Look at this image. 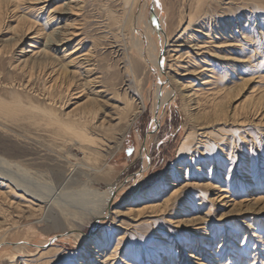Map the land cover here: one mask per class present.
<instances>
[{
	"label": "rangeland",
	"instance_id": "obj_1",
	"mask_svg": "<svg viewBox=\"0 0 264 264\" xmlns=\"http://www.w3.org/2000/svg\"><path fill=\"white\" fill-rule=\"evenodd\" d=\"M0 1V157L22 183L54 200L44 218L28 216L29 202L0 184V241L32 242L53 236L64 217L86 219L96 190L136 178L150 138L155 76L134 46L136 0H47L35 9H26L27 0ZM156 9L153 36L178 98L150 144L134 194L104 226L91 233L88 224L78 237L97 240L91 264H264V0H159ZM63 31L71 39L53 43ZM199 41L204 47L197 49ZM69 56L78 58L65 65ZM88 108L94 116L87 132L98 149L116 146L103 166L47 125L51 117L66 124ZM126 114L134 119L118 144ZM172 172L178 185L158 188L152 198ZM82 247L0 251V264H80Z\"/></svg>",
	"mask_w": 264,
	"mask_h": 264
},
{
	"label": "bare ground",
	"instance_id": "obj_2",
	"mask_svg": "<svg viewBox=\"0 0 264 264\" xmlns=\"http://www.w3.org/2000/svg\"><path fill=\"white\" fill-rule=\"evenodd\" d=\"M44 1H47V0H27V3H29V5L26 7V9H32V8L35 9L36 6L38 7V5ZM150 1L151 0H136V10H135V13L133 16V20L131 21V29L133 32L134 46H135V49L137 50V53L139 54L138 56L148 65V67L151 69V71L154 73V76H155L154 77L155 78V80H154V95H153L154 96V103H153V110H152L150 138H149V142H148L147 146H146V143H147L148 138L146 139L145 144H144V149L140 153L142 166H141L139 172L136 174V178L134 180H132L131 182H128L127 180H119L116 183H114L113 185H111V187L106 189V190H96V192H95L97 195L96 200L94 201V205L92 206L91 211L88 210L89 215L87 216L86 219L80 218L79 220L76 219L77 220L76 221L74 219H69L67 217H64L63 222L61 223V227H59L57 229V232L53 236L45 237V238L38 239V240H35L32 242L22 241V240L19 242L18 241L17 242H11L8 240H2V241H0V251H4V253L8 252L9 255L10 254H13V255L16 254L17 255V253L26 254L28 252V250H30L32 248L40 251V250L44 249L46 246L50 245L51 243L60 242V243L68 244L70 246H75V247H82L84 245L82 247V250H81V259L83 261L80 264H91L90 257L88 256V254L91 252V250H94L95 254H99L97 247H94L95 244H98L95 237H91L90 239L85 240V243H84L82 238L78 237V234H80L83 227L87 226L88 224L91 226V233L98 230L102 225L104 226V223L108 220L112 209L119 203V201L128 199L129 195L134 194V191H135L134 189H136L140 185L141 180H142V176L147 171L148 150H149L150 144H151L153 138L155 137L156 133L158 132L159 128L162 126L166 113L175 104L176 99L178 98V95H177L178 93H176L175 88L173 87L170 79L168 78V75H167V72L165 69L164 60L161 58V55H162L161 52H162L163 48H161V46H159V43L154 39V36H153L154 35L153 31H154V29H156L154 26L155 25L154 23L156 20V13H157V9H158V8L156 9V4L158 3L159 0H152L153 1V3H152L153 8H152V10L150 9L151 11H149L147 9V7L150 5ZM19 4H20V2H19ZM44 7H45V5H43L42 7H39V9L42 10ZM57 7L55 8V11L58 10ZM5 8H6V6H5ZM72 8H73V6H70L69 10L71 11ZM147 10L150 13H148ZM52 18H54V15L49 14L48 20H51ZM24 19H25V17H24ZM73 25L74 24H72V26ZM158 26H159V24H158ZM158 26H156V27H158ZM30 28L27 29V34L33 33V32H31ZM159 29H160V27H159ZM62 35L63 36L61 38L56 39V41L54 39L53 43H57L58 41H64L66 39L67 40L71 39L68 36V34L66 36V31H63ZM199 42L200 43L195 44L196 45L195 48H197V49L204 47V44L202 43L203 41L202 42L199 41ZM75 51L76 50L74 48L71 51H69L68 54L70 55L72 53H75ZM31 52L33 53V56L34 55L40 56L42 53V51L40 49H33V50H31ZM77 58H78V56H75V57L72 56V58H71V56H69L68 57L69 60L66 61L65 65H69V64L74 63ZM232 67H233V65H232ZM87 70L90 71V69H87ZM29 71H27V72H29ZM28 74H29L28 76H30V72ZM31 75H33V74H31ZM57 76L55 77V79L57 78ZM67 78H65V79H67ZM59 80H61V79H59ZM56 81H57V79H56ZM68 81H69V79H68ZM70 82H67L68 84L66 85V91L67 92H69V90H71L70 86L72 83H70ZM88 82H94L95 83V81H92V79H88L87 83ZM94 83H92V84H94ZM62 85H63V82H61V86ZM94 90H95V88H93V91ZM81 91H82V89H81ZM49 93H51V92H49ZM69 94H71V93L69 92ZM193 95H196V92H194ZM184 97L189 99L188 102L192 101V98H191L192 95L186 94ZM127 106H128L127 103H125V105L123 107L124 111H126ZM1 110L2 111L5 110V102L2 98H0V113H1ZM85 111H83V113L81 112L82 114L80 113L81 114V115L79 114L80 116L75 117L74 119L72 118L73 120L69 119L70 122L67 121L68 123H66V124H64L65 122L63 123V121H61L59 119H55V118L51 117V119H49V122L47 123V125L48 124L56 125V130H55L56 132H54V133L57 134V136L59 138H61L64 143H66V144L70 143L69 144L70 149L75 148V149L82 150L88 156L94 157L95 161L97 163L98 162L100 163V161H101L103 163L102 164V166H103L105 164V160H106L105 158L108 157V155L111 153L110 150L112 149V151H113V149L116 148V146H111L110 144H107V148L103 149L105 151L104 154L102 153V150L98 149L100 142L97 141V139L95 138V136H93V134H90V132L89 133L87 132L88 128L86 126V125L90 126V124H87V123H89L88 117L91 116L93 118V116H94L93 111H90V108H88L87 113ZM85 113L87 115H85ZM137 113L138 112L136 111L133 113V115L135 116ZM49 114H52V113H49ZM133 115H131L129 118H128V114L124 115L125 117L123 119H125V120L127 119L126 120L128 122L127 125L128 124L130 125L132 123V121L134 119ZM53 117H55V116H53ZM124 123H125V121H124ZM53 125H52V127H53ZM129 125L127 127H126V125L123 127V129L119 133V136L116 138V140H117L116 143L119 142L118 144H120L121 141L124 139L126 132H127L126 130H127V128H129ZM76 140H77V142H76L77 144L73 143ZM117 147H120V145H118ZM182 147L183 148L186 147V142H184ZM67 158H68V156H67ZM88 159H90V158H88ZM7 163H8V161L6 159L0 157V184L1 185H3V183H6V185L8 184L7 187H11V190H14L16 193H19L17 196H19V197H21V199L29 202L28 209L25 211V213L28 216L34 217L37 215V216H39V218H42L44 216L46 207H48L46 213L49 212L48 210L53 209V206H52L53 202L52 201H54V200H52V198H50L49 196L44 195V193L37 192V190L26 185V183H22L21 180H19L18 178L15 177L16 175L14 176L10 172L11 170L9 169V166ZM11 164H9V165H11ZM101 170H102L101 167L100 168H96V167L94 168L92 166V171H101ZM172 170H175V169H172ZM169 178H170L169 181L158 184L152 189V191H151V197L152 198L156 197V195L158 194V190H157L158 188L162 189V188L169 186V185H178V184H176L177 175L174 172L169 174ZM4 186H5V184H4ZM1 187H3V186H1ZM225 190H227V189L221 188V191H225ZM9 192H10V190H9ZM177 192H178V189L174 190L172 195H174V193H177ZM170 199L168 198V199H165L164 201L168 203L170 201ZM158 203H160V201ZM33 204L38 205V208L37 207L34 208L33 206H35V205H33ZM157 206H160V205H158L157 203H154L153 206H151V207L155 208ZM132 209H131V207H127V210L129 212ZM143 209L144 208L137 209V210L141 211ZM62 216H64V215L62 214ZM59 221H60V219H59ZM106 234L108 235L106 230H103V233L101 235L104 237V236H106ZM123 237L124 236H121L119 239H121ZM106 242H108V241H106ZM117 246H118V244H117ZM117 246L115 247V249H118ZM105 248H106V245L103 246V249H105ZM114 252L115 251H113L112 254L110 253V255L107 254L105 256V260H103L102 262L104 263V261H110L111 259L113 260L112 255L115 254ZM102 255L103 254H100L99 256H102ZM105 263H107V262H105Z\"/></svg>",
	"mask_w": 264,
	"mask_h": 264
}]
</instances>
